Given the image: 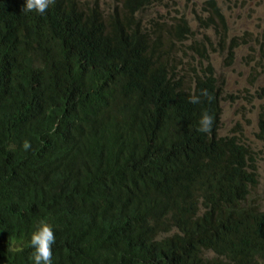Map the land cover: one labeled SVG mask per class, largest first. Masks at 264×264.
<instances>
[{"label":"trees","instance_id":"trees-1","mask_svg":"<svg viewBox=\"0 0 264 264\" xmlns=\"http://www.w3.org/2000/svg\"><path fill=\"white\" fill-rule=\"evenodd\" d=\"M160 1L0 0V264H32L41 221L52 264H264L257 153L219 135L210 50L185 15L151 17ZM244 43L219 38L226 65Z\"/></svg>","mask_w":264,"mask_h":264},{"label":"rangeland","instance_id":"rangeland-1","mask_svg":"<svg viewBox=\"0 0 264 264\" xmlns=\"http://www.w3.org/2000/svg\"><path fill=\"white\" fill-rule=\"evenodd\" d=\"M104 6L111 0H97ZM208 0H161L150 12L163 21L174 23L185 15L194 36L210 50L211 62L221 87L219 135L237 134L257 153L259 184L251 190V198L264 210V140L257 135L261 102L255 92L264 86V65L259 63L257 45L264 25V0H214L225 21V31L207 22ZM199 17L203 22L199 21ZM215 24H219L214 19ZM209 24V26H207ZM243 38L236 58L226 65L227 51L218 48L219 38ZM214 49L215 52H214ZM213 253H208L213 257Z\"/></svg>","mask_w":264,"mask_h":264},{"label":"clouds","instance_id":"clouds-1","mask_svg":"<svg viewBox=\"0 0 264 264\" xmlns=\"http://www.w3.org/2000/svg\"><path fill=\"white\" fill-rule=\"evenodd\" d=\"M53 2H54V0H25L24 11L25 12L35 11V12L43 14L46 11V9L48 8L49 4L53 3ZM227 60H228V58L225 59V61H227ZM210 62H211V56H210ZM231 64H227V65H231ZM214 76H215V78L217 80V84H218V79H217L216 74ZM219 88H221V87L219 86ZM258 91H259V89L256 90V92H255V95L257 98H258V96H257ZM200 95L207 96L209 99H211V97L208 95V92L206 89L201 90ZM220 99H221V91L219 92V104H220ZM259 101L262 104H261V107H260L259 112H258V131H257V134L260 132L259 117H260V112L262 111L263 106H264V100L259 99ZM189 102L193 103V104L199 103L200 102L199 97L193 95L189 98ZM213 122H214L213 116L211 114H209L207 111H204L199 118L198 127L196 130L198 132H202V133H210L212 130ZM219 123H220V121H219ZM262 140H264V139H262ZM23 147L25 149H28L30 147V144L27 141H25ZM54 243H55V235H54V232L52 230V227L48 223L41 221L40 224L38 225V227L36 228V230L33 231L31 233V236H30V246L33 249L32 253H31L32 264H52V245Z\"/></svg>","mask_w":264,"mask_h":264},{"label":"bare ground","instance_id":"bare-ground-1","mask_svg":"<svg viewBox=\"0 0 264 264\" xmlns=\"http://www.w3.org/2000/svg\"><path fill=\"white\" fill-rule=\"evenodd\" d=\"M81 168V167H80ZM260 171V170H259ZM169 218V217H168ZM164 251V250H163ZM162 253V252H161ZM163 257V256H162Z\"/></svg>","mask_w":264,"mask_h":264}]
</instances>
